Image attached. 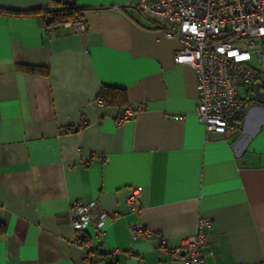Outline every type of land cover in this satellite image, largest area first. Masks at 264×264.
<instances>
[{"label":"crops","instance_id":"obj_1","mask_svg":"<svg viewBox=\"0 0 264 264\" xmlns=\"http://www.w3.org/2000/svg\"><path fill=\"white\" fill-rule=\"evenodd\" d=\"M138 1L75 0L84 33L0 14V264H182L173 251L199 218L210 221L205 264H264V103L240 89L237 118L234 109L224 134H206L195 72L173 61L179 40L140 15ZM103 85L123 87L127 106L103 105ZM137 186L135 213L125 195ZM74 200L118 215L80 244Z\"/></svg>","mask_w":264,"mask_h":264},{"label":"built area","instance_id":"obj_2","mask_svg":"<svg viewBox=\"0 0 264 264\" xmlns=\"http://www.w3.org/2000/svg\"><path fill=\"white\" fill-rule=\"evenodd\" d=\"M135 9L166 38L179 40L173 61L195 72L197 120L206 134H224L230 114L240 105V89L258 84L264 90V0H139ZM68 23L73 32L86 30L83 19ZM133 112L124 111L119 121ZM141 193L140 186L128 188L125 204L131 212H139ZM68 214L78 234H85L89 227L99 234L118 215L81 200L71 202ZM209 224V219L199 218L192 233L173 251L182 264H205L201 247L208 240ZM130 231L151 236L140 224L130 225Z\"/></svg>","mask_w":264,"mask_h":264},{"label":"trees","instance_id":"obj_3","mask_svg":"<svg viewBox=\"0 0 264 264\" xmlns=\"http://www.w3.org/2000/svg\"><path fill=\"white\" fill-rule=\"evenodd\" d=\"M83 8L79 7L75 0H49L46 7H37L27 10H13L0 8V14H9L14 16H41L47 28L57 27L68 22L83 19ZM16 68L27 73H38L45 75L47 69L30 65H17ZM103 105L116 106L119 109L127 106V98L123 87L103 85L97 95ZM229 121V120H228ZM240 121V118L236 120ZM236 124V123H235ZM77 128H63L64 132H72ZM80 244L88 243L85 234H78L77 238ZM90 252H88V261H91Z\"/></svg>","mask_w":264,"mask_h":264},{"label":"water","instance_id":"obj_4","mask_svg":"<svg viewBox=\"0 0 264 264\" xmlns=\"http://www.w3.org/2000/svg\"><path fill=\"white\" fill-rule=\"evenodd\" d=\"M253 95H252V100L255 101V102H260V103H264V90H261L259 85L258 84H255L253 86ZM242 104H240L237 108H236V111L234 112L235 113V118H237L239 112L241 111L242 109Z\"/></svg>","mask_w":264,"mask_h":264}]
</instances>
